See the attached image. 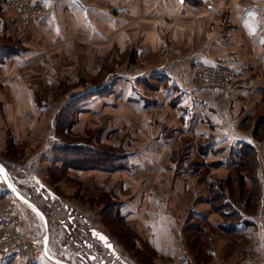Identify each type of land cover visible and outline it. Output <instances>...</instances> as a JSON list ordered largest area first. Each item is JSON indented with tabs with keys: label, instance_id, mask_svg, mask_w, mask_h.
Segmentation results:
<instances>
[{
	"label": "crops",
	"instance_id": "1",
	"mask_svg": "<svg viewBox=\"0 0 264 264\" xmlns=\"http://www.w3.org/2000/svg\"><path fill=\"white\" fill-rule=\"evenodd\" d=\"M39 1L45 14L32 27L40 43L81 49L80 41L88 40L93 72L101 69L99 56L112 64L100 85L69 94L59 109L83 98L90 117L103 110L107 116L106 128L91 126L87 138L69 148L58 145L62 154L73 148L74 172L116 198L105 206L128 222L135 242L136 232L143 237L159 264H264V0ZM19 39L5 54L10 72L67 74L35 64L43 46ZM191 54L229 66L234 81L214 92L195 87ZM16 87L19 102L25 90ZM22 109L25 104L16 102L15 117ZM93 142L108 149L88 144ZM81 148L107 155L87 168ZM234 174L243 176L249 193L259 191L256 206L225 194L226 184L218 186ZM211 183L224 193L219 203L225 206H212L217 210L208 202ZM14 203L1 184L0 221ZM29 264L48 262L37 254Z\"/></svg>",
	"mask_w": 264,
	"mask_h": 264
},
{
	"label": "rangeland",
	"instance_id": "2",
	"mask_svg": "<svg viewBox=\"0 0 264 264\" xmlns=\"http://www.w3.org/2000/svg\"><path fill=\"white\" fill-rule=\"evenodd\" d=\"M3 4H6L5 0H0V49L2 50L0 51V156L11 162L23 163L18 167L37 172L61 196L81 205L86 216H89L95 224L113 238V241L120 250H123L124 256L131 263L136 261L142 264L161 263V260L154 254V250L145 243L143 237L136 232L138 242H135V239H133L135 233L129 229L128 222H126L127 224L122 222L112 212L111 206H105L106 202L115 201L116 198H110L109 192L105 188L101 187L100 189L99 187L98 189L95 184H91L89 179H84L81 174L74 172L73 148L71 150L66 149V151L69 150L67 154L70 157L67 154L58 153V145L64 143L69 148V143L73 144L91 135V126L106 128L107 116L105 111L99 112L98 116L93 115V117H90L89 100L85 101L83 98H79L77 101H70L71 104L62 108L61 111L59 109L64 104L65 99L69 97V94L74 95V92L81 89L90 91L91 83L100 85L106 70L112 64L108 63L104 56H99L98 65L101 69L95 74L92 70L93 54L90 60V47L87 46L88 40H84L85 43L82 40L80 41L82 44L81 49L77 47L64 48L63 44L65 42H63V39H58L63 43L53 47H47L46 43H40L39 40L43 38L32 25L45 14L42 3L41 16L34 18L35 20L27 25L20 24L18 11L15 7L6 5L5 9ZM20 37H23L26 41L31 40L32 45L43 46L42 50L44 52L36 56L38 62L35 64L43 62L49 71L55 73L59 69L65 68L67 74H24V68L19 74L10 72L5 54L12 49V46L14 47ZM77 50L78 54L76 53ZM71 70L77 71L78 74H70ZM235 76L222 89H226L234 81ZM16 83L25 90L22 96L23 100L20 99L19 102L17 101ZM97 93L99 95L104 94L101 90H98ZM86 96L88 95L86 94ZM28 99H31V105L25 103ZM16 102L25 104L27 109L24 111V107L21 110L22 112L18 113V117H15L13 113ZM32 104H35V106ZM74 104L76 110H74ZM82 107L87 109H82ZM263 135L261 134V136ZM88 144L96 148L108 149L105 143L93 142ZM81 149L83 151L80 155L85 156L87 155L86 152L88 153L86 159H84L86 164H83L87 168L99 164L97 158L101 159L102 156L107 155L106 153L96 154V152L90 154L89 150L85 152L83 148ZM29 156L32 157L27 158ZM100 165L102 164L100 163ZM248 165V168L253 170V167L250 164ZM235 177L238 178L237 174H234L233 182L231 177L227 175L226 179L221 181L218 186L223 190L227 185L229 189L225 194H232L231 196H235V199L244 200L251 192L249 193V188L247 189L244 182L238 184L239 179L236 180ZM239 186L241 187L239 188ZM5 197L8 198V196ZM208 202H211L209 197ZM213 204L215 203L212 202L211 208L217 210L212 207Z\"/></svg>",
	"mask_w": 264,
	"mask_h": 264
},
{
	"label": "water",
	"instance_id": "3",
	"mask_svg": "<svg viewBox=\"0 0 264 264\" xmlns=\"http://www.w3.org/2000/svg\"><path fill=\"white\" fill-rule=\"evenodd\" d=\"M20 165L0 156V185L12 193L21 231L48 264H136L73 203Z\"/></svg>",
	"mask_w": 264,
	"mask_h": 264
},
{
	"label": "built area",
	"instance_id": "4",
	"mask_svg": "<svg viewBox=\"0 0 264 264\" xmlns=\"http://www.w3.org/2000/svg\"><path fill=\"white\" fill-rule=\"evenodd\" d=\"M5 2L17 9L21 25L34 21L43 9L38 0H5ZM192 58L193 55H191ZM191 73L195 87L205 88L211 92L224 88L235 75L229 66L207 63L194 58L191 62ZM19 226V216L15 214L13 205H10L4 209L0 224V261L12 256L16 258L13 264H29L37 258L38 252L35 245Z\"/></svg>",
	"mask_w": 264,
	"mask_h": 264
},
{
	"label": "trees",
	"instance_id": "5",
	"mask_svg": "<svg viewBox=\"0 0 264 264\" xmlns=\"http://www.w3.org/2000/svg\"><path fill=\"white\" fill-rule=\"evenodd\" d=\"M9 47V46H8ZM0 51H2L1 49H0ZM1 55V54H0ZM245 162L247 163V164H249L250 163V159H249V157L247 156V160L245 159ZM237 177L238 178H236V180L237 179H239V183H243L244 181H243V176H239V175H237ZM232 180V179H231ZM211 185V189L209 190V193H210V195H209V198H210V200H211V202H214L216 205L218 204V205H220V206H217L216 208H218V209H220L222 206L224 207L225 205V203H219L220 202V197H221V195H223L224 193L222 192V190H218V187L217 186H215V185H213L212 183L210 184ZM259 196H260V193H259V191H257V189H255V190H253L252 191V193L246 198V200L249 202V205H252L251 207H254V206H256V204L254 205L253 204V202H255V203H257V201L259 200ZM250 203H252V204H250ZM248 207V206H247ZM248 208H250V207H248ZM233 211H235V210H230V212L229 213H232ZM233 213H235V212H233Z\"/></svg>",
	"mask_w": 264,
	"mask_h": 264
},
{
	"label": "snow or ice",
	"instance_id": "6",
	"mask_svg": "<svg viewBox=\"0 0 264 264\" xmlns=\"http://www.w3.org/2000/svg\"><path fill=\"white\" fill-rule=\"evenodd\" d=\"M8 187L11 188V185H9ZM94 235H98V237H99V239L101 241H105L106 242V238L103 235H99V234H96V233H94ZM106 246L109 247V248L112 247L110 244H107Z\"/></svg>",
	"mask_w": 264,
	"mask_h": 264
}]
</instances>
